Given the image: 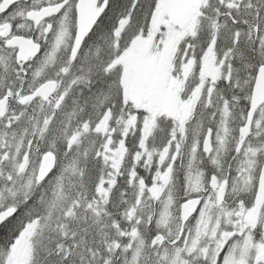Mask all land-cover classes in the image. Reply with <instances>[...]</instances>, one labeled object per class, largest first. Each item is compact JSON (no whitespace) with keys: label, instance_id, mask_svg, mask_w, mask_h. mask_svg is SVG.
Wrapping results in <instances>:
<instances>
[{"label":"snow or ice","instance_id":"1","mask_svg":"<svg viewBox=\"0 0 264 264\" xmlns=\"http://www.w3.org/2000/svg\"><path fill=\"white\" fill-rule=\"evenodd\" d=\"M0 264H264V0H0Z\"/></svg>","mask_w":264,"mask_h":264}]
</instances>
